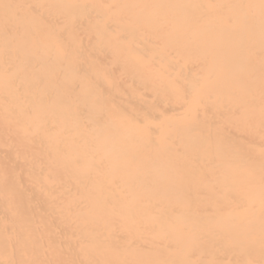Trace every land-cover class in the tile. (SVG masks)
<instances>
[{
	"label": "bare ground",
	"instance_id": "bare-ground-1",
	"mask_svg": "<svg viewBox=\"0 0 264 264\" xmlns=\"http://www.w3.org/2000/svg\"><path fill=\"white\" fill-rule=\"evenodd\" d=\"M0 264H264V0H0Z\"/></svg>",
	"mask_w": 264,
	"mask_h": 264
}]
</instances>
